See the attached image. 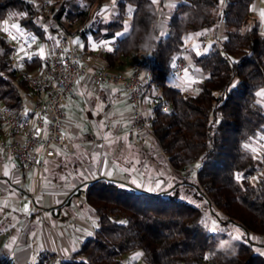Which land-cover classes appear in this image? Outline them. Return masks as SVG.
I'll return each instance as SVG.
<instances>
[{"label":"trees","instance_id":"16d2710c","mask_svg":"<svg viewBox=\"0 0 264 264\" xmlns=\"http://www.w3.org/2000/svg\"><path fill=\"white\" fill-rule=\"evenodd\" d=\"M107 2L61 0L50 15L65 32L84 27L83 36L113 43L102 58L113 70L151 47V81L143 95L149 88L160 91L152 96L160 101L151 129L168 164L177 172L193 168L195 179L187 197L175 188L149 192L103 177L89 182L85 200L97 217L94 235L58 264H264V242L251 238L264 236V148L255 153L251 146L264 135V32L250 16L253 0H177L164 33L151 0H113L115 12L105 19L100 13ZM40 16L35 0H0V19L44 40ZM217 25L223 36L191 54L204 75L196 89L170 85L186 37L201 41ZM11 51L0 35V103L21 117L27 93L22 74L42 60L33 53L19 73ZM163 103L170 104L167 110ZM133 253L141 262L125 261ZM35 264L50 261L42 254Z\"/></svg>","mask_w":264,"mask_h":264},{"label":"crops","instance_id":"0c3cea01","mask_svg":"<svg viewBox=\"0 0 264 264\" xmlns=\"http://www.w3.org/2000/svg\"><path fill=\"white\" fill-rule=\"evenodd\" d=\"M176 1L157 0L156 4L162 8L161 19L158 18L161 21L156 23L159 33L167 30L170 10ZM105 11L110 18L115 9ZM262 11L264 0H253L250 16L258 20L260 30L264 32ZM102 14L100 16L105 18ZM39 20L46 39L26 32L16 23L15 34L23 44V51L27 48L42 60L53 49L55 35L63 28L51 16L49 20L40 16ZM208 34L201 41L193 36L186 37L187 49L182 53L184 77L169 76L167 82L170 85L196 89L202 81L203 72L194 65L191 54L205 51L208 39L211 42L213 38H221L222 26L217 25ZM91 42L96 48L91 47ZM76 43L82 53L90 52L95 67L105 66L102 58L111 42H102L86 34L77 37ZM134 60L135 57L128 55L115 65V69L128 73ZM146 77L144 72V81ZM149 89L143 101L147 118L154 115L156 107L152 96L160 92L158 88ZM76 91V98L64 106L63 133L73 142L72 152L54 147L55 154L45 160L42 171L35 168L26 172L21 171L15 157L0 153V264H35L40 255L47 253L66 258L84 240L92 237L97 217L95 219L92 207L85 200V190L87 184L97 178L116 180L123 187L133 186L149 192L167 188L162 184L164 171L152 159L154 145L136 144L126 135L130 109L121 89L114 85L95 88L90 76L85 75L80 77ZM22 97L25 103L27 94L24 92ZM0 139L8 142L13 137L0 128ZM153 141L162 155L155 139ZM29 196H33V208L27 199Z\"/></svg>","mask_w":264,"mask_h":264},{"label":"built area","instance_id":"2783aa9c","mask_svg":"<svg viewBox=\"0 0 264 264\" xmlns=\"http://www.w3.org/2000/svg\"><path fill=\"white\" fill-rule=\"evenodd\" d=\"M6 20L9 22L7 17L0 19V35L10 40V59L15 70L20 73L31 63L34 54L27 48L20 51L23 44L17 36L5 31L3 23ZM84 29L80 27L72 33L58 32L53 49L42 57L41 66L22 74L27 87V100L21 117L0 103V128L13 137L8 142L0 139V153L15 157L23 172L35 168L42 171L45 160L54 156V147L73 151V142L63 133L66 123L64 106L76 98V86L80 77L85 75L90 76L95 88L114 85L121 89L130 109L126 135L136 144L154 145L151 119L146 117L143 109V92L146 84H149L147 82L151 81V47L134 60L128 73L108 67H95L93 56L89 52L82 53L76 43V38L82 36ZM204 36L208 37L209 34ZM107 46L109 51L114 48L113 43ZM144 72L147 73L145 81ZM183 73L184 63L179 60L172 75L180 78ZM158 101L160 98L154 100L156 103ZM169 106V103H163L162 109L167 110ZM160 152L166 157L161 149ZM27 199L33 208V196ZM46 257L50 264H58L61 258L54 254H46Z\"/></svg>","mask_w":264,"mask_h":264},{"label":"rangeland","instance_id":"374dc122","mask_svg":"<svg viewBox=\"0 0 264 264\" xmlns=\"http://www.w3.org/2000/svg\"><path fill=\"white\" fill-rule=\"evenodd\" d=\"M35 1H36V4L40 7L41 16H43L45 19L49 20L50 16H51L50 15V8L52 7V5H54L55 3H57V2H59L61 0H35ZM112 1L113 0H109V2H107L108 5H106V8L102 11V13H103L102 15L105 17V19H108V15H109L108 11H105V10L106 9L110 10L111 8H114V5H113ZM161 9H162L161 6H158V17H157L156 23H157V21L158 22L161 21V20L158 19L160 17V15H161V11H160ZM160 19H161V17H160ZM8 20H9V22L6 20V22L3 23V25L5 26V29H7L10 33H12L14 36H16L15 28H12V25L15 24V23H13L12 20L9 19V18H8ZM156 27H157V24H156ZM17 38L19 39V37H17ZM213 40H214V38H213ZM209 42H210V40L208 39L206 41L205 45L208 46L210 44ZM93 46H95V43L91 42V47H93ZM94 48H96V46ZM144 52H146V50ZM183 63H184V61H183ZM184 65H185V63H184ZM101 67H106V66H101ZM184 70H185V66H184ZM116 71H118V70H116ZM181 77H184V73H183V75ZM187 88L189 90H191V91L195 90V89H193L192 86L191 87L188 86ZM194 88H195V86H194ZM143 101H144V97H143ZM251 146L253 147V150L255 151V153H259L261 151V149L264 148V135H262L259 138L255 139L251 143ZM152 149H153L151 151L152 159L154 160L156 165L164 171L162 184L164 186H167L166 189L175 188V189H178L180 191L181 195H184L185 197L189 196L187 194L190 191L189 188H188L189 187V183H192L194 181V179H195L194 169L193 168H189L188 170L177 172L176 170H174L172 167H170L167 164L168 162L166 161L167 160L166 157L164 155H161L157 151V148H156L155 144L152 147ZM184 182L186 184H184ZM205 213L207 215L210 214L208 212V210H206V209H205ZM94 216H95V219H96V215L95 214H94ZM210 221H211L210 223H211L212 227H215L217 225L216 220H214L213 218H211ZM231 229L234 232H236L238 234H241L236 227H232ZM251 238H253V240H255V241L258 240V242H261V243L264 242V236H260V237L251 236ZM261 253H264V249L261 250ZM47 254L50 255V253H47ZM125 261L127 263H132L134 261L141 262L140 261V256H137V253L126 255L125 256Z\"/></svg>","mask_w":264,"mask_h":264},{"label":"snow or ice","instance_id":"6c2138e0","mask_svg":"<svg viewBox=\"0 0 264 264\" xmlns=\"http://www.w3.org/2000/svg\"><path fill=\"white\" fill-rule=\"evenodd\" d=\"M151 2L152 3H156L157 0H151ZM260 14H261L262 17H264V11H262ZM12 28H17V25L13 24ZM5 31H7V29H5ZM21 51H23V49H21ZM41 55H43V50H41ZM4 174L7 175V172H5ZM238 179H239V177H238ZM139 255H140V253H137V256H139Z\"/></svg>","mask_w":264,"mask_h":264}]
</instances>
